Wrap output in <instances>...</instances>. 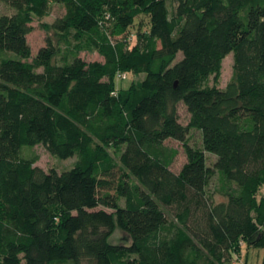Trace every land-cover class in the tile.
Returning a JSON list of instances; mask_svg holds the SVG:
<instances>
[{
  "label": "trees",
  "instance_id": "16d2710c",
  "mask_svg": "<svg viewBox=\"0 0 264 264\" xmlns=\"http://www.w3.org/2000/svg\"><path fill=\"white\" fill-rule=\"evenodd\" d=\"M0 2L14 9L0 52L15 54L0 61V264H224L242 243L264 248V0ZM51 2L68 46L48 37L33 54ZM120 73L143 78L119 87ZM39 144L75 164L36 166L23 151ZM118 227L130 243H111Z\"/></svg>",
  "mask_w": 264,
  "mask_h": 264
},
{
  "label": "rangeland",
  "instance_id": "374dc122",
  "mask_svg": "<svg viewBox=\"0 0 264 264\" xmlns=\"http://www.w3.org/2000/svg\"><path fill=\"white\" fill-rule=\"evenodd\" d=\"M49 14L45 17H35L33 22V31L28 35V41L32 47L33 54H36L39 49L46 44V39L48 37H51L54 41V43L57 44V46H62L63 48H66L68 45L65 42V40H61L60 36L56 35L54 30L50 28V25L60 16L64 15L66 12V7L64 4L59 2H51L49 5ZM14 12V9H12L10 6L6 5L3 2H0V13H6L11 14ZM145 21H148V18H145ZM49 26V27H48ZM110 31V30H109ZM132 31L134 33H128V48H132L134 44L137 43L136 40V28H132ZM130 31V32H132ZM126 36L123 34L121 35H111L110 37L113 41L116 40H124L126 39ZM75 40L72 39V44H75ZM7 53V54H6ZM15 56L13 52H0V61L3 57L7 56ZM80 56L85 59L86 61H104V57L99 53L97 50H82L80 52ZM181 57V56H180ZM233 72V54H229L223 61V67H222V74H221V80H220V86L225 87L228 82L231 79ZM143 78V75H134L132 73H127L126 75H122L117 78L119 87H128L133 80H141ZM213 78H211L210 83L212 84ZM189 113L187 111V108L183 103L179 105V117L180 121L183 124H187L189 121ZM189 141L194 146H201L202 143V137L201 132L192 129L190 133ZM165 146L168 148H174L179 151L175 162L172 166L174 171H179L184 163L186 162V154L184 151V147L181 142L174 140V139H168L165 142ZM24 155H36L38 157L37 162L35 163L36 166H39L43 168L46 171H49L51 169H56L58 172L64 171L66 169H70L76 161V157H70L67 159H61L57 156L53 155L48 151V149L44 145H37L33 148H28L23 151ZM214 157L212 155H208V162L209 164H212L214 161ZM217 183V178H214L212 180L211 189L213 190L215 188V185ZM217 200L222 199L219 195L216 196ZM99 208H104L108 211H112L110 208H106L103 206H100ZM110 241L113 244H126L130 243L131 240L127 236L125 232H123L119 227L115 229L114 233L110 237ZM264 257V248L261 247H249L246 243H242L241 245V251L240 254H233L229 260L225 261L224 264H262Z\"/></svg>",
  "mask_w": 264,
  "mask_h": 264
},
{
  "label": "built area",
  "instance_id": "2783aa9c",
  "mask_svg": "<svg viewBox=\"0 0 264 264\" xmlns=\"http://www.w3.org/2000/svg\"><path fill=\"white\" fill-rule=\"evenodd\" d=\"M122 75H126V74H125V73H120V74H119V77L122 76Z\"/></svg>",
  "mask_w": 264,
  "mask_h": 264
}]
</instances>
